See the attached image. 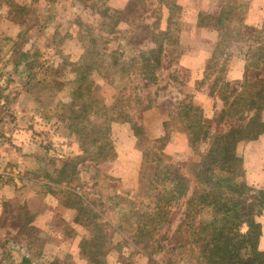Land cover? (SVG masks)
<instances>
[{"label":"rangeland","instance_id":"374dc122","mask_svg":"<svg viewBox=\"0 0 264 264\" xmlns=\"http://www.w3.org/2000/svg\"><path fill=\"white\" fill-rule=\"evenodd\" d=\"M88 5L0 0V262L17 264L27 255L34 264H89L76 255L92 234L74 222L71 194H76L100 215L119 264H186L176 256L179 250L167 251L166 243L152 260L133 244L131 202L147 187L140 172L142 155L163 136L161 123L182 97H191L205 118L220 109L218 88L209 96L216 73L206 71L219 32L214 18L227 6L229 24L223 29L240 27L242 38L231 51L228 69L230 60L243 61L250 23L259 28L264 22V0H108L107 10ZM198 13L203 25L197 23ZM162 31L166 37L158 34ZM149 49L155 51L150 62L156 85L142 96L153 98L155 105L134 112L133 103L122 98L127 100L142 80L129 67ZM114 50L117 56L110 54ZM25 51L28 68L20 64ZM231 72L236 75L238 68ZM240 80L228 82L229 93ZM88 102L87 118L109 130L111 154L103 159L74 133L80 121L76 115ZM169 124L163 152L172 162L193 166L206 144L188 146L185 134L177 132L180 121ZM262 140L257 147L236 145L237 156L246 158L242 177L247 185L251 167L264 160ZM64 165L74 174H61L65 179L58 183ZM257 222L256 248L264 251V214Z\"/></svg>","mask_w":264,"mask_h":264},{"label":"trees","instance_id":"16d2710c","mask_svg":"<svg viewBox=\"0 0 264 264\" xmlns=\"http://www.w3.org/2000/svg\"><path fill=\"white\" fill-rule=\"evenodd\" d=\"M78 1L84 7L89 3L88 7L93 10H107L108 0ZM226 10L229 13V7H221L214 18L219 32L210 58L211 65L206 66V71L210 68L216 73L209 96L217 87L219 91L215 92L221 101L220 109L209 119L193 104L191 97H182L172 109L166 103L171 113L161 123L164 134L152 141L142 155L140 172L147 187L145 193L134 195L131 202L134 208L132 238L133 244L141 245L148 260L159 257L163 243H166L167 251L179 250L176 256L185 258L186 264H264V251L256 248L260 227L257 219L264 214V188L244 182L242 159L236 154L239 142L255 141L264 134V38L261 36L264 22L259 28L250 23V39L243 52L242 78L235 91L229 93L230 83L224 78L225 67L242 35L240 27L223 29L229 24ZM197 19L198 25L204 24L201 13ZM158 34L166 37L167 32ZM117 53L116 50L110 52L112 56ZM153 54L155 51L149 49L132 57L129 69H134L142 82L134 87L127 100L125 96L122 101L133 103L134 112L155 105L153 98L142 96L156 85L150 62ZM28 58L27 51L20 54L22 68H28ZM89 112L90 103H84L76 115L80 121L73 125L74 133L81 135L85 145L94 148L103 159L111 154L109 130L104 123L90 121L87 118ZM124 113V117L128 115V112ZM177 119L182 124L177 132L185 134L188 146L206 144V150L199 154L193 166L172 162L162 150L169 137L166 129L171 120ZM137 131L136 135L142 132L140 128ZM68 173L73 175L74 169L64 165L56 182H64L61 174L68 177ZM71 195L75 200L74 222L83 224L92 233L79 244L80 256L89 264H106L110 241L103 230L105 224L81 197ZM176 221L178 223L172 229ZM180 232H183V238H180ZM172 241L176 245H172ZM17 264L34 263L27 255H22Z\"/></svg>","mask_w":264,"mask_h":264},{"label":"crops","instance_id":"0c3cea01","mask_svg":"<svg viewBox=\"0 0 264 264\" xmlns=\"http://www.w3.org/2000/svg\"><path fill=\"white\" fill-rule=\"evenodd\" d=\"M250 22H247V24H249ZM215 39V38H214ZM214 39H212V41H214ZM229 67L228 69H226L225 72V81L226 82H234V81H238L242 78V74H243V67H244V62L241 60H230L229 61ZM238 68V73L236 75H232V67ZM262 137H264V134H262L261 136L258 137L257 140L255 141H250V142H244V143H248L250 145V147H257L258 143H261ZM241 158V157H240ZM242 159V158H241ZM246 162V158L242 159V166H245ZM254 164L253 167H251L250 170V175H249V180L248 183L250 184L249 186H254V187H263L264 188V160L261 163ZM243 168V167H242ZM78 254H79V258L83 259L80 256V251L79 249H77L76 255L78 258ZM138 254V253H137ZM146 257V256H145ZM147 259V258H146ZM85 260V259H84ZM105 262L108 264H119L117 261H115V259L112 257L111 252L109 251L105 257ZM79 264H83V261H80ZM86 264V262H85Z\"/></svg>","mask_w":264,"mask_h":264}]
</instances>
